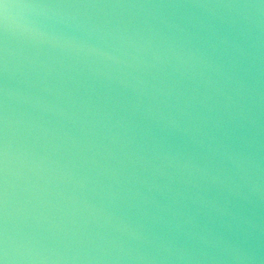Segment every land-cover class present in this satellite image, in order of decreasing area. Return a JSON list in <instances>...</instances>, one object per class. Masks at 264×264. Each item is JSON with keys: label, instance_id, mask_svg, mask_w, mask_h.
Here are the masks:
<instances>
[{"label": "water", "instance_id": "95a60500", "mask_svg": "<svg viewBox=\"0 0 264 264\" xmlns=\"http://www.w3.org/2000/svg\"><path fill=\"white\" fill-rule=\"evenodd\" d=\"M0 264H264V0H0Z\"/></svg>", "mask_w": 264, "mask_h": 264}]
</instances>
